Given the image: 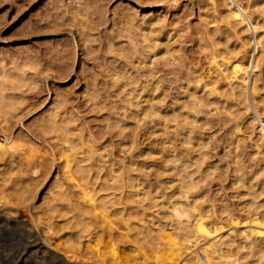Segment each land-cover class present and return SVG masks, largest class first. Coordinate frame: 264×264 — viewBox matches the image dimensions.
<instances>
[{
    "label": "rangeland",
    "instance_id": "rangeland-1",
    "mask_svg": "<svg viewBox=\"0 0 264 264\" xmlns=\"http://www.w3.org/2000/svg\"><path fill=\"white\" fill-rule=\"evenodd\" d=\"M0 145L42 252L264 264V0H0Z\"/></svg>",
    "mask_w": 264,
    "mask_h": 264
},
{
    "label": "bare ground",
    "instance_id": "bare-ground-1",
    "mask_svg": "<svg viewBox=\"0 0 264 264\" xmlns=\"http://www.w3.org/2000/svg\"><path fill=\"white\" fill-rule=\"evenodd\" d=\"M234 16L242 17L243 15L240 13V11L236 10V13L234 12L233 14V17ZM248 17L251 19L250 15ZM241 68H243V65L241 63L240 64L237 63L234 67L235 69L234 71L239 72ZM1 146L2 145H0V147ZM35 161L36 160H34V156H28L26 166L24 167L17 166L18 167L17 172L20 173L17 175L19 176V175H22L23 173H26L28 176L30 172H34V169H36V167L38 166ZM24 178H26V176ZM22 179H19V180L23 182ZM36 181H37L36 184H32V185H29V187H26L27 195L25 197L22 196L23 198L17 199L16 197L11 196V198L7 200V203L17 205L16 209L19 212L18 215L11 217L10 215L0 214V241L8 242V240H10V237H11L10 235L14 231L26 232L24 234L26 235V240L23 243V245L19 248H14L13 250H10L4 255L3 259L5 261V264H88L89 262L90 263L94 262L91 260L94 258V256H95V259L97 256H100L103 259L105 258L106 260L105 262H107L106 264H120L121 263V261L119 260V258L121 257L119 250H118L119 245L116 242L114 243L112 247L111 253L107 255L105 254L103 255L102 253H98V252L97 253L95 252L96 253L95 254L94 251L82 252V250L79 247H76L75 245H70L69 247H65L64 249L60 248V246H53V247L45 246L47 247V250L42 252L43 251L42 248L44 247L45 243L44 242L42 243L38 235L39 226L35 222L34 212L32 211L33 205L31 203L32 199L35 197L34 191H36L37 189V184L40 183L39 180H36ZM177 214L179 216L188 215V213H182L181 211L180 212L178 211ZM29 224L31 225V227H28ZM196 227H197L198 232L206 230L203 220L198 221V224ZM103 259H101V261ZM95 261H98V258ZM102 262L104 264V261Z\"/></svg>",
    "mask_w": 264,
    "mask_h": 264
}]
</instances>
